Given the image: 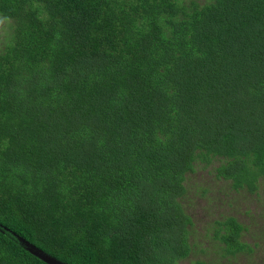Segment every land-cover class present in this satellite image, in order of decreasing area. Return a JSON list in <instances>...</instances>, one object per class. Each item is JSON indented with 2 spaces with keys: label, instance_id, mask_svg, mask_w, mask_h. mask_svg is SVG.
<instances>
[{
  "label": "trees",
  "instance_id": "obj_1",
  "mask_svg": "<svg viewBox=\"0 0 264 264\" xmlns=\"http://www.w3.org/2000/svg\"><path fill=\"white\" fill-rule=\"evenodd\" d=\"M0 19V224L51 257L177 264L197 163L264 180V0H0ZM212 229L221 256L252 251L235 217ZM0 264L47 263L0 232Z\"/></svg>",
  "mask_w": 264,
  "mask_h": 264
},
{
  "label": "rangeland",
  "instance_id": "obj_2",
  "mask_svg": "<svg viewBox=\"0 0 264 264\" xmlns=\"http://www.w3.org/2000/svg\"><path fill=\"white\" fill-rule=\"evenodd\" d=\"M7 22L0 19V42L8 34ZM197 163L195 170L186 176L187 196L184 207L192 216L194 226L189 238L192 253L177 264H193L196 260L223 264H264V180L250 193L247 189H233L231 182L216 178L215 167ZM235 217L246 230L242 241L252 249L236 257L219 254V241L214 238L213 224L216 220ZM222 246V245H221Z\"/></svg>",
  "mask_w": 264,
  "mask_h": 264
},
{
  "label": "water",
  "instance_id": "obj_3",
  "mask_svg": "<svg viewBox=\"0 0 264 264\" xmlns=\"http://www.w3.org/2000/svg\"><path fill=\"white\" fill-rule=\"evenodd\" d=\"M0 232L2 234H5L6 236H8L15 243L19 244V246H21L24 250L28 251L29 253H31L35 257L43 260L47 264H65V263H62V262L56 260L55 258L51 257L50 255L43 252L42 250L38 249L36 246L29 243L28 241H26L25 239L20 237L18 234H16L12 230L8 229L7 227H5L1 224H0Z\"/></svg>",
  "mask_w": 264,
  "mask_h": 264
}]
</instances>
